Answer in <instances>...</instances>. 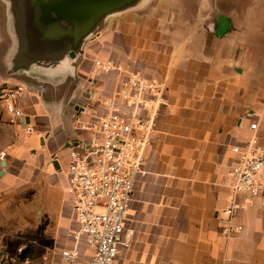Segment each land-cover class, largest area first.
Listing matches in <instances>:
<instances>
[{
	"label": "crops",
	"instance_id": "crops-1",
	"mask_svg": "<svg viewBox=\"0 0 264 264\" xmlns=\"http://www.w3.org/2000/svg\"><path fill=\"white\" fill-rule=\"evenodd\" d=\"M12 1L0 0V93L19 84L30 88L20 99L25 117L16 122L0 99V153L7 152L0 160V264H55L72 244L71 231L78 224L66 170L70 142L81 135L72 96L90 78L99 98L108 94L117 74L102 72L96 62L110 60L157 80L165 99L148 149V174L135 182L127 246L121 248L119 262L264 264V207L247 206L231 220L243 229L228 236L223 231L233 184V148L254 140L264 146V16L256 15L252 27L240 12L237 22L189 28L173 25L145 5L115 13L86 42L89 58L76 68L77 79L70 46L42 45L29 36L27 20ZM96 102L83 104L79 119H87ZM26 124L36 134L27 136ZM64 151V164L51 168ZM47 166L59 170L65 190L52 223L44 231L37 227L48 242L40 243L42 248L32 255L27 245L11 253L9 239L30 228L7 231L5 221L16 219L14 206L39 191L40 179L58 180L46 172Z\"/></svg>",
	"mask_w": 264,
	"mask_h": 264
},
{
	"label": "built area",
	"instance_id": "built-area-1",
	"mask_svg": "<svg viewBox=\"0 0 264 264\" xmlns=\"http://www.w3.org/2000/svg\"><path fill=\"white\" fill-rule=\"evenodd\" d=\"M96 65L102 72H115L117 78L88 118L76 120L81 135L78 144L68 148L66 178L78 227L71 231L72 244L60 252L55 264H121L135 182L139 175L148 174V149L165 105L163 85L140 69L121 68L112 60ZM26 90L19 84L0 93L12 122L25 117L20 99ZM25 133L31 135L33 127L26 124ZM233 151L231 198L224 210L227 236L243 229L231 223L241 210L254 204L264 207V146L254 140ZM6 157V151L0 153V160Z\"/></svg>",
	"mask_w": 264,
	"mask_h": 264
},
{
	"label": "flooded vegetation",
	"instance_id": "flooded-vegetation-1",
	"mask_svg": "<svg viewBox=\"0 0 264 264\" xmlns=\"http://www.w3.org/2000/svg\"><path fill=\"white\" fill-rule=\"evenodd\" d=\"M12 2V7L25 16L27 20L25 30L29 36L43 41L42 45L47 44L61 49L70 46L68 56L72 60L71 67L75 70L77 79H80V74L78 71L76 72V68L83 59L89 58L85 44L98 35L107 17L144 6L140 4L141 1L137 2V0H13ZM257 2L255 11H248L247 6L241 3L238 6H233L234 10L232 8V10H227V7L223 6V9L220 8L222 14L217 16L216 22L223 20L228 23L237 22L241 12L244 16L243 20L247 22L248 26L250 25L249 27H252L256 15L264 16V0ZM145 6L155 12L159 10V8H153L151 4ZM239 6H242L243 9H240ZM244 7L247 10L245 14ZM225 10L226 12L232 11V13L227 15ZM236 10L238 12H235ZM235 15L237 16L236 20ZM248 20L251 21L248 22ZM94 81L92 78L86 80L81 89L72 96V112L77 117L76 120L79 119L77 114L83 108V104L90 103L92 99L97 101L99 98L93 89ZM76 120H74L75 125Z\"/></svg>",
	"mask_w": 264,
	"mask_h": 264
},
{
	"label": "rangeland",
	"instance_id": "rangeland-1",
	"mask_svg": "<svg viewBox=\"0 0 264 264\" xmlns=\"http://www.w3.org/2000/svg\"><path fill=\"white\" fill-rule=\"evenodd\" d=\"M138 1H141L140 4L142 5L151 4L153 8H159L158 11L161 15L168 18L173 25L189 28L213 25L217 20V16L222 14L220 8L223 9V6L227 7V10L231 8L234 10L233 6H238L241 3L247 6L248 11H255V6L258 3V0H137V2ZM108 17H110V15ZM250 21L248 20V22ZM129 67L132 68L131 66ZM107 79L111 80L112 78L109 75ZM107 92L108 89L105 93ZM101 99L102 97H100V102ZM33 132L36 134L34 128ZM66 155L64 151V153H61L60 156L58 155L54 161H51V168L54 169V167L56 168L63 165ZM51 168L47 166L46 172L50 176H56L58 180L54 182L55 184L48 179H40L38 182L39 185H37L39 186V191L31 196L28 201L23 203L21 201L17 204V207L14 206L16 219L13 222L9 220L5 221V226L3 227L4 230L7 231L14 232L17 230L19 231L23 227L30 228L28 230L22 229L24 231L19 233V237L9 239L7 242V250L11 253H16L20 246L27 245L29 253L32 255L36 249L42 248V244L40 243L48 242L39 230L41 229L44 231L45 227L49 223H52L56 215L57 207L60 205L58 197L61 192L65 191L59 170H53ZM64 202L65 199L63 197L62 204Z\"/></svg>",
	"mask_w": 264,
	"mask_h": 264
},
{
	"label": "water",
	"instance_id": "water-1",
	"mask_svg": "<svg viewBox=\"0 0 264 264\" xmlns=\"http://www.w3.org/2000/svg\"><path fill=\"white\" fill-rule=\"evenodd\" d=\"M25 86H26V88L29 90L30 85H29V84H25ZM82 110H84V108H81V111H82ZM78 137H79V136H77V138H78ZM77 138L73 139L70 143H71V144H78V142H77ZM6 164H7L6 161H3V162H2V166H3V167H5Z\"/></svg>",
	"mask_w": 264,
	"mask_h": 264
},
{
	"label": "trees",
	"instance_id": "trees-1",
	"mask_svg": "<svg viewBox=\"0 0 264 264\" xmlns=\"http://www.w3.org/2000/svg\"><path fill=\"white\" fill-rule=\"evenodd\" d=\"M26 253H27V250L24 252V254H23V257H25V256H26Z\"/></svg>",
	"mask_w": 264,
	"mask_h": 264
}]
</instances>
